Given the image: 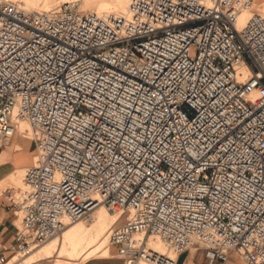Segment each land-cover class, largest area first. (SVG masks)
Instances as JSON below:
<instances>
[{"label": "built area", "instance_id": "built-area-1", "mask_svg": "<svg viewBox=\"0 0 264 264\" xmlns=\"http://www.w3.org/2000/svg\"><path fill=\"white\" fill-rule=\"evenodd\" d=\"M256 2L129 0L97 15L0 0V144L20 121L35 134L23 188L8 192L15 251L103 203L121 217L107 234L118 264H176L190 248L264 264Z\"/></svg>", "mask_w": 264, "mask_h": 264}, {"label": "crops", "instance_id": "crops-1", "mask_svg": "<svg viewBox=\"0 0 264 264\" xmlns=\"http://www.w3.org/2000/svg\"><path fill=\"white\" fill-rule=\"evenodd\" d=\"M258 7L261 11H264V0L259 2ZM24 135L23 130L20 128L14 132L10 140L0 144V262L7 260L5 264H21L24 260L16 256L19 252V250L15 251L17 247L18 220H16V216L11 208V202L8 198L9 189H12L10 187H18L13 185L11 179L15 178V180H18L16 173L23 171L33 161L35 152L34 141ZM108 257L109 255L106 257H93L82 264H118L115 257L106 260ZM94 259H98L99 262H91ZM176 264L245 263L235 252L229 253L226 260L221 261L219 259L211 260L203 248H190L178 256Z\"/></svg>", "mask_w": 264, "mask_h": 264}, {"label": "rangeland", "instance_id": "rangeland-1", "mask_svg": "<svg viewBox=\"0 0 264 264\" xmlns=\"http://www.w3.org/2000/svg\"><path fill=\"white\" fill-rule=\"evenodd\" d=\"M12 1L20 2L22 4H25L27 6V8H29L28 10L32 11L33 9H36V6H37V8L42 6V1L43 0H12ZM50 1L45 5V7H44L45 10L49 9V7L51 8V6L55 7V6H59V5L63 4V3L75 2L76 1L78 3V4L76 3V5L77 6L79 5V8L82 11L94 12L96 7L101 2H108L110 4H114V5H112V7H114L116 3H119L122 0H56L57 3L55 2V0H50ZM260 1L261 0H257V2L255 4V10L257 12H259V13L264 15V11H261L259 9V7H258V4H259ZM53 2H55V4ZM33 6H35V7L33 8ZM41 8H43V7H41ZM250 13L251 12H243L241 17H240V19L242 20L245 16H248ZM191 54L192 55L194 54V49L193 48L191 50ZM19 123L20 122H18V124ZM21 125H20L19 128H21L23 130V133L26 136L31 137V136L34 135L32 130L30 129V127L28 126V124L26 122H23ZM22 172H24V170L21 171V172H17L16 173V175L18 176V180L17 179L15 180V178L11 179V181H12L14 186L23 187V183H22V174L23 173ZM10 188H12V189H9V192H11V193H14L15 191L18 190V188H15V187H10ZM99 210L102 211L103 216L105 217L104 219H105V222L107 223V226L109 225L108 227H106L105 236L99 242H102L105 239L104 240L105 243H103L102 246L108 248V245H107V232L112 226H115L118 223H120V221H121L120 218L121 217L118 215L116 220L112 221L111 219H112V215L114 213H112L110 210H108L104 206H99V207H97L95 209L96 212H98ZM104 214H106V215H104ZM109 222H110V224H109ZM93 223L94 222H92L91 224L93 225ZM17 225H18L17 226V230H18L20 228V222L19 221H18ZM82 234L80 236L81 239L80 238L78 239V242L80 241V243H78V246H77V248L75 250H72L70 245L67 242L64 241V239H63V237L61 235L60 237H58L56 239H52L53 241L49 239L44 244H42L39 247L29 251L28 253L24 252L25 254H23V256H21V258L24 259L21 264H29L32 261L33 262L30 263V264H82L83 262H85L86 260H88L90 258L100 257V256L103 257L102 256V254H103L102 251L104 250V248H102L103 250L101 249V252H99L97 254H89L88 251H86L84 253V251L87 248L88 242L92 239V237H96L95 236L96 235V227L94 226V227L90 228L89 231H85V233L83 235ZM62 240H63V242H62ZM152 241H154V240H152ZM161 245L163 247V244H161ZM19 252H22V251H19ZM115 253H116L115 252V248L110 246V254H109V257L106 260H108L109 258H112L115 255ZM85 255H86L87 258L84 257ZM85 258H86V260H85ZM38 260H39V262H38ZM6 261L7 260H5L3 262H0V264H5ZM91 262L96 263V262H99V260L98 259H94Z\"/></svg>", "mask_w": 264, "mask_h": 264}, {"label": "bare ground", "instance_id": "bare-ground-1", "mask_svg": "<svg viewBox=\"0 0 264 264\" xmlns=\"http://www.w3.org/2000/svg\"><path fill=\"white\" fill-rule=\"evenodd\" d=\"M7 1H9V2H14V1H12V0H7ZM50 0H43L42 1V6H38L39 8H37V6H36V9H33L32 11H38V12H41V11H44V12H52V11H55V10H57L58 8H59V6H55V7H52L51 6V8L49 7V9H47V10H45L44 9V7H45V5L49 2ZM51 2V1H50ZM55 2H56V0H55ZM55 2H53L54 4H55ZM66 2V1H65ZM128 2H129V0H122L121 2H119V3H116L115 4V6L114 7H112V5H114V4H110V3H108V2H101L97 7H96V9L94 10V12H88V11H82L80 8H79V5L77 6V8H78V10L79 11H81V12H83V13H94V14H97V15H116V14H121V13H124L125 12V10H126V8H127V5H128ZM14 3H17V4H20L24 9H26V10H28L29 8H27V6L25 5V4H22V3H20V2H14ZM57 3V2H56ZM67 3H77L76 1L75 2H67ZM78 4V3H77ZM41 5V4H40ZM29 7V6H28ZM35 6H33V8H34ZM41 7H43V8H41ZM32 8V7H31ZM254 10H255V6H254ZM256 11V10H255ZM243 12H251V11H243ZM242 12V13H243ZM242 13L240 14V17H241V15H242ZM259 13V12H258ZM251 14V13H250ZM249 14V15H250ZM261 14V13H260ZM248 15V16H249ZM263 15V14H262ZM248 16H245L242 20L240 19V17H239V24H242V23H244V21L248 18ZM245 72L246 71H244L243 73L245 74ZM23 122H26V121H20V123L19 124H17V126H16V131L18 130V129H20L19 127H20V125L23 123ZM27 124H28V126L30 127V129L32 130V132H33V134H34V131H33V129H32V127L30 126V124L28 123V122H26ZM22 126V125H21ZM14 134V133H13ZM24 136H26V135H24ZM27 137H29V136H27ZM35 137V134L33 135V136H31V137H29V138H31V139H33ZM24 170V169H23ZM23 173V172H22ZM22 176H23V174H22ZM17 188H23V187H17ZM99 206H104V207H106L108 210H110L112 213H114L113 215H112V221H115L116 220V218L118 217V215L120 216V213L119 212H117V211H113V210H111V208H109L108 207V205L107 204H103V203H101V204H99V205H97V206H95L94 208H93V210H92V212L90 213V216L87 218V219H80V220H78V221H76V222H73V223H69V224H67L64 228H63V230L61 231V233L58 235V236H54V237H52V238H50V240H52V239H56V238H58V237H60L61 235H62V237H63V239H64V241L65 242H67L69 245H70V247L72 248V250H75L76 248H77V246H78V243H80V241L78 242V239L80 238V236H81V234L83 233H85V231H89V229L90 228H92V227H96V237H92V239L88 242V244H87V248H86V250L84 251V253L86 252V251H88L89 252V254H97V253H99V252H101V249L102 248H104V250L102 251L103 252V254H102V256L103 257H106V256H108L109 255V249H110V245H109V241H108V235H107V245H108V248H106V247H104V246H102L103 245V243H105L104 242V240L102 241V242H99L104 236H105V234H106V227H108L107 226V223L105 222V217L103 216V213H102V211H98V212H96L95 211V209L97 208V207H99ZM102 209V208H101ZM96 212V213H95ZM105 213V212H104ZM104 215H106V214H104ZM16 216V215H15ZM16 220H18L19 221V219L16 217ZM92 222H94L93 223V225L91 224ZM91 224V225H90ZM109 224H110V222H109ZM119 224V223H118ZM117 224V225H118ZM90 226V227H89ZM113 227V226H112ZM111 227V228H112ZM110 228V229H111ZM95 229V228H94ZM109 229V230H110ZM108 230V231H109ZM82 234V235H83ZM107 234H108V232H107ZM85 236V235H84ZM81 239V238H80ZM152 240H154V239H150L149 240V245L151 246V247H153L154 249H157L158 251H162L163 250V248H164V245H163V247H162V243L160 242V241H158V240H154V241H152ZM48 241V240H47ZM46 241V242H47ZM53 241V240H52ZM82 241V240H81ZM62 242H63V240H62ZM57 243V242H56ZM47 244V243H46ZM65 244V243H64ZM67 244V245H68ZM152 244V245H151ZM50 245V244H49ZM61 245V244H60ZM39 247V246H38ZM49 247V246H48ZM66 247V246H65ZM37 248V247H36ZM35 249V248H34ZM162 249V250H161ZM33 250V249H32ZM54 250V249H53ZM29 252V251H28ZM28 252H26V253H28ZM34 252V251H33ZM73 252V251H72ZM83 253V252H82ZM23 254H25L23 251L22 252H18L17 253V255L16 256H23ZM84 257H86V255L84 256ZM101 257V256H100ZM87 258V257H86ZM86 258H85V260H86ZM21 262V261H20ZM7 264H9V263H7ZM17 264H19V263H17Z\"/></svg>", "mask_w": 264, "mask_h": 264}]
</instances>
